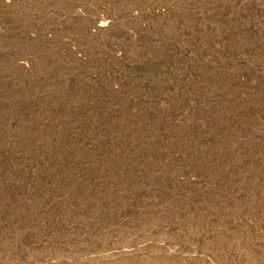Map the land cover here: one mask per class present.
<instances>
[{"label":"rangeland","instance_id":"374dc122","mask_svg":"<svg viewBox=\"0 0 264 264\" xmlns=\"http://www.w3.org/2000/svg\"><path fill=\"white\" fill-rule=\"evenodd\" d=\"M0 264H264V0H0Z\"/></svg>","mask_w":264,"mask_h":264}]
</instances>
